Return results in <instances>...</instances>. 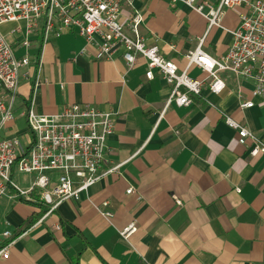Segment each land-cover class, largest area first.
Masks as SVG:
<instances>
[{
  "label": "crops",
  "instance_id": "crops-1",
  "mask_svg": "<svg viewBox=\"0 0 264 264\" xmlns=\"http://www.w3.org/2000/svg\"><path fill=\"white\" fill-rule=\"evenodd\" d=\"M134 7L143 14L140 31L147 44H157L179 71L194 78L206 73L195 63L187 67L184 55L200 38L204 51L214 57L224 54L244 10L243 5L232 6L220 25L208 27L207 19L182 1L135 0ZM132 13L133 7L123 4L124 26ZM11 25L2 23L0 33L14 45L16 55L28 53L31 61L20 70L15 118L0 136L26 139L24 115L30 102L46 114L58 113L70 103H87L115 113L102 168L119 166L79 200L62 201L40 223L44 205L11 193L3 196L0 247L11 241L3 235L5 229L24 232L12 241L8 258H0V264L264 262V155L250 156L236 131L224 122L229 116L264 141V98L252 94L251 81L227 76L220 93L203 86L190 105L172 102L161 115L171 87L156 69L153 78H146L144 57L128 68L119 46L111 58L96 59L94 47L87 45L81 53L83 37L69 31L45 44L35 87L39 31L25 49L20 35L9 33ZM247 100L253 105L241 108ZM129 186L134 187L132 193L126 192ZM102 201H109L113 216L108 219L94 206ZM132 221L137 230L123 239L118 231Z\"/></svg>",
  "mask_w": 264,
  "mask_h": 264
},
{
  "label": "built area",
  "instance_id": "built-area-1",
  "mask_svg": "<svg viewBox=\"0 0 264 264\" xmlns=\"http://www.w3.org/2000/svg\"><path fill=\"white\" fill-rule=\"evenodd\" d=\"M134 1L0 0V25L12 23L9 33L20 35V44L25 49L31 46V37L39 31L41 44L35 87L40 82L41 55L45 44L54 35L76 31L85 41L80 52L86 53V46L92 45L96 59L111 58L119 46L128 68L139 56L144 57L146 78H153V70L156 69L171 87L161 115L172 102L178 106L190 105L192 96L201 95L203 86L212 93H220L226 87L227 76L251 81L254 84L252 94L264 98V0H219L216 5L198 0H170L188 4L207 19L208 27L220 25L228 8L244 6L238 27L231 31L232 43L224 54L214 57L207 53L202 48L203 38H200L197 46L184 55L187 67L195 63L206 73L202 78L191 77L186 70L179 71L171 58L160 53L157 44H147L140 31L143 14L134 7ZM123 4L133 7L126 26L120 22ZM30 61L28 53L16 55L14 45L0 33V131L15 118L13 99L19 85L20 70ZM252 105L251 100L240 103L241 108ZM114 115L113 111L78 102L65 105L58 113L46 114L38 112L30 102L24 115L28 132L26 139L0 136V199L11 193L44 205L46 211L37 223L62 201L79 200L85 190L119 166L102 168L108 140L114 132ZM224 122L236 131L237 141L247 146L250 156L264 155V141L253 131L229 116H225ZM21 173L32 176L25 185L16 179L15 175ZM133 191L132 186L126 189L127 193ZM94 206L106 219L113 216L109 201ZM136 230L137 225L132 221L118 233L128 240ZM23 232L3 231L11 241L0 247V258H8L9 245Z\"/></svg>",
  "mask_w": 264,
  "mask_h": 264
},
{
  "label": "rangeland",
  "instance_id": "rangeland-1",
  "mask_svg": "<svg viewBox=\"0 0 264 264\" xmlns=\"http://www.w3.org/2000/svg\"><path fill=\"white\" fill-rule=\"evenodd\" d=\"M17 175H19V176L21 177V180H22L23 182H27V181H28V178H29V176H30V175H28V174H26V173L16 174V177H17Z\"/></svg>",
  "mask_w": 264,
  "mask_h": 264
},
{
  "label": "trees",
  "instance_id": "trees-1",
  "mask_svg": "<svg viewBox=\"0 0 264 264\" xmlns=\"http://www.w3.org/2000/svg\"><path fill=\"white\" fill-rule=\"evenodd\" d=\"M29 105V104H28ZM28 107V106H27Z\"/></svg>",
  "mask_w": 264,
  "mask_h": 264
}]
</instances>
